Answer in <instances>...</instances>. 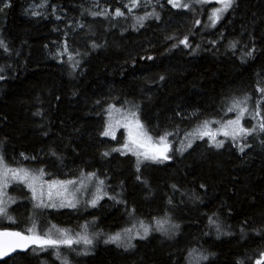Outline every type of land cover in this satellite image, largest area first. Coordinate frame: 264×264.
Here are the masks:
<instances>
[{
    "label": "trees",
    "instance_id": "1",
    "mask_svg": "<svg viewBox=\"0 0 264 264\" xmlns=\"http://www.w3.org/2000/svg\"><path fill=\"white\" fill-rule=\"evenodd\" d=\"M152 1L161 19H149L139 30L133 29L132 16L104 19L81 15L85 9L106 7L110 11L120 7L127 14L123 5L128 0H99V7L94 6V0H47L48 6L38 10L41 16L31 12L44 0H10L11 8L0 13V38L11 49V54L0 50V67L11 65L5 72L7 79L0 81V142L7 162L12 167L44 168L51 173L47 175L50 179H74L81 170L95 171L102 178L107 174L106 192L125 202L118 204L107 198L89 210L44 209L46 219L75 231L96 220V229L105 235L98 239L93 254L83 255L82 248L76 246L75 250L61 247L58 259L55 250L34 247L0 264H61L63 257L69 258V264H201V252L213 254L202 264L264 261V236L253 231L264 230V148L257 140L249 138L254 147L244 156L227 145L217 152L197 141L183 156L177 154L164 164L141 165L139 173L131 155H101L119 147L122 134L116 140L100 135L106 114H98L101 106L97 100L104 102V107L113 97L137 103L142 122L154 132L174 131L178 125L179 141L197 123L182 116L199 111L200 119L219 118L226 98L248 94L255 101L261 95L256 89L264 87V0H239V8L215 29L202 27L207 11L193 15L172 8L167 0L159 2L163 8ZM4 2L7 0H0V7ZM52 5L57 7L60 20L51 14ZM145 11H152V7L134 9L132 15ZM196 18L202 26L190 36V42L200 45L197 54L192 55L182 45L172 48L189 34ZM78 22L85 28L71 32L68 52L53 58L61 50L64 32L69 31L66 25ZM170 36L177 40L166 39ZM234 39L240 41L235 55L227 47ZM210 41H218L215 48ZM93 42L103 47L93 50ZM244 45L256 51L242 63ZM69 55L80 61L75 69ZM147 56L154 59L147 60ZM162 74L164 82L159 81ZM38 109L43 117L33 115ZM51 150L62 160L53 157ZM22 152L37 159L23 160ZM201 183L207 185V191L200 189ZM172 185L180 190L174 191ZM18 187L20 200L11 212L19 221H1L0 230L24 231L30 226L29 217L38 220L40 211H33L29 190ZM193 192L202 202L190 198ZM133 208L135 215L129 216ZM165 212L180 226L172 238L153 233L146 240L134 239L136 247L127 252L103 243L108 234L132 227L138 220L147 223ZM214 212L223 231L232 235L217 238L208 219ZM244 221L246 233L242 236Z\"/></svg>",
    "mask_w": 264,
    "mask_h": 264
},
{
    "label": "snow or ice",
    "instance_id": "2",
    "mask_svg": "<svg viewBox=\"0 0 264 264\" xmlns=\"http://www.w3.org/2000/svg\"><path fill=\"white\" fill-rule=\"evenodd\" d=\"M159 4V0H157ZM167 4L171 5L174 9H183L196 15H204L206 6L213 5L207 14V21L201 25V19L196 18L189 30V34L184 35L182 39H178L176 43L172 45V48H178L181 45L190 49L192 55H196L200 49V45L190 42V36L194 35L196 30L201 26L204 29H215L218 24L225 20V18L234 13L239 8V0H167ZM10 0L3 3V7H0V13H4L5 9L11 8ZM48 6L47 0H44L39 7ZM94 6L99 7V0H94ZM152 7V11H145L143 15H132L134 9ZM51 14L55 16L56 20H60L61 16L56 15L57 7L52 5ZM127 9V14L122 11L120 7H116L114 11H110L109 8H103L100 11H92L91 9H85L81 15H90L93 18L102 16L104 19H116L132 16L135 21L133 25L134 30L145 27V21L152 19L159 21L161 19L160 14L156 11V5L152 4V0H128V3L123 5ZM159 7L163 8V4H159ZM31 15L41 16L42 13L32 11ZM46 18V17H45ZM69 31L64 32V41L61 44V50L53 56H63L68 52L69 44L68 38L71 32L76 29H84V23H76L75 26L69 24L66 25ZM221 39L224 38V33H220ZM166 39L177 40L175 36L166 37ZM55 43V42H54ZM213 48H215L218 41L209 42ZM239 40H232L228 43V50L235 55ZM47 47V45H45ZM103 47V45L93 42L91 48L93 50ZM0 50H3L6 54H11V49L8 43L0 38ZM171 51V49H170ZM255 47H249L244 45V50L240 56L242 63H245L248 59L253 58L255 53ZM87 53H85L86 55ZM76 55L80 53L77 50ZM143 58V57H142ZM147 60H153L154 57L147 56ZM68 61L70 66L75 69L79 66L80 61L76 60L74 56L69 55ZM63 62V61H61ZM7 68H11V65L6 67H0V81L6 80L7 76L5 72ZM166 80L165 75L159 76V81L164 82ZM261 95L255 99L252 110L249 109V103L253 100V97L245 94L242 97L231 96L225 99L221 103L218 111L219 118H204L200 119L201 113L194 111L189 116H182L183 119H195L197 120L196 126L191 131L184 132V139L177 141L176 139L170 140L169 137H176L179 135V126H176L174 131H168L165 129L162 133L154 132L148 128L141 119L140 105L129 101L127 99L121 100L119 97H113L110 102L107 103V107H104V102L97 100L96 104L101 106V113L107 114V119L104 121L103 130L100 135L103 137H109L112 140H116V133L120 128L126 130V137L123 138V143L119 147H112L109 151L103 152V157H108L112 152H118L120 155H131L136 158V171H141V165L144 164H164L170 162L178 154L183 156L188 149H192L193 145L197 141H204L209 149L220 151L224 149L226 145L229 148L235 149L241 156L247 155L248 149H252L254 145L250 142L249 138L257 140L259 146L264 148V87L256 89ZM75 94V93H74ZM59 99V97H57ZM119 104V107H117ZM228 113H234V118H226ZM34 116L43 117V113L38 109L33 113ZM247 125L244 123L246 120ZM251 121H255L252 123ZM158 127V126H157ZM47 135V133H44ZM222 137V138H221ZM178 144V147L174 145ZM3 142H0V219H5L9 223H16V219L9 214V207L11 204L16 203V200L7 194V189L11 184L23 185L31 193L30 201L32 203L33 211L44 209H62L67 208L76 210L81 203V195H91L90 199H85L84 203L93 208L97 207L99 200L103 199L107 195V174L103 175L95 171L85 172L81 170L79 175L75 179H47L46 175L51 176V173H47L44 168H28V167H12L7 162V159L3 153ZM51 155L57 159L62 160V157L57 154L55 150H51ZM23 160H36L35 156L25 155L20 153ZM137 180H140V176H137ZM146 184L147 182L144 181ZM174 191L180 189L176 185H172ZM200 189L207 191V185L201 183ZM181 195H187L181 193ZM109 199L115 203H125L122 200H117L116 196H108ZM197 201H201V197L193 192L190 197ZM169 204L172 203L169 198ZM136 210L133 208L128 212L129 216H134ZM231 214V210H229ZM214 217H217V213H212L208 217L209 225L213 227L217 233V238L221 235L230 236L233 233L229 231H223V226L217 222ZM30 226L25 231H10L0 230V260L4 257H9L13 253H27L32 246H36L41 250H47L49 248L57 252V258L60 259L59 249L65 247L69 250H75L74 245H83V255L93 254L97 240L104 236L102 232L88 234V224L82 227V232L72 233L67 229H59L56 226H51L48 231L41 234L38 231V224L36 219L29 217ZM247 221H244L240 227L241 235L246 233ZM178 224H174L171 221V217L165 212L162 217H153L151 221L145 222L138 220L132 225V227H124L120 231L108 234L103 240L104 244H113L117 248H122L124 251L134 249L136 245L132 243L134 239L146 240L153 233H160L163 236L172 238L177 234L179 229ZM135 229V232H134ZM255 235L264 236V230H253ZM27 233V234H26ZM195 251V250H193ZM192 253L190 252L189 255ZM212 253L205 255L200 253L198 260L201 262L209 261ZM264 256V253H262ZM61 264H69L67 258L61 260ZM236 264H245L244 260H237ZM257 264H264V261L258 260Z\"/></svg>",
    "mask_w": 264,
    "mask_h": 264
},
{
    "label": "rangeland",
    "instance_id": "3",
    "mask_svg": "<svg viewBox=\"0 0 264 264\" xmlns=\"http://www.w3.org/2000/svg\"><path fill=\"white\" fill-rule=\"evenodd\" d=\"M161 0H159V2H160ZM153 2V1H152ZM155 2H157V0H155ZM213 5H208V6H206V8H205V11L204 12H206L207 11V14H208V12L210 11V9H211V7H212ZM34 8H35V11H37L38 12V10L40 9V7L39 6H34ZM254 102L255 101H250V103H249V109H250V111L252 110V108H253V106H254ZM118 107V106H117ZM234 113H232L231 115H229L228 114V116L226 117V118H234ZM106 119H107V114H106ZM252 123H255V121H251ZM244 123L247 125V123H248V120H247V115H246V120L244 121ZM120 134H122V143H123V138L124 137H126V135H127V133H126V130L124 129V128H120L118 131H117V133H116V136H118V135H120ZM183 137V138H182ZM109 138V137H108ZM178 138V137H177ZM176 137H174V138H172V137H169V139L170 140H172V139H176V140H178ZM180 138H182L181 140H183L184 139V135H182ZM222 138V137H221ZM111 139V138H110ZM121 143V144H122ZM179 146V145H178ZM52 179H56V178H53V177H51ZM44 179L45 180H47V179H50V177H47V175L44 177ZM75 179V178H74ZM19 185H17V184H11L9 187H8V189H7V194H8V196H10V197H12V198H14L15 200H16V203H17V200L19 201L20 200V195H19V193H18V191L20 190L19 189V187H18ZM27 189V188H26ZM30 195H31V193H30ZM108 196H110L109 195V193L107 192V195H105L104 196V198L103 199H101V200H99V202L101 203L104 199H107L108 198ZM91 198V195L89 194V195H81V197H80V199H81V203L78 205V207H80V208H84V209H93V207H91V206H88L87 204H85L84 203V200L85 199H90ZM98 202V203H99ZM16 203H14V204H16ZM14 204H11V206L9 207V209H8V211H9V214L10 215H12L15 219H16V221H19V218H17V217H15V215L11 212V208H12V206H14ZM63 209H67V208H62V209H45V210H55V211H59V210H63ZM40 212H38L37 214H36V216H37V218H38V220H37V222H38V231L39 230H41V229H43V230H46V231H48V229L49 228H51V226H56V228H59V229H67V230H70L73 234L74 233H76V232H82L83 231V229H81V230H77V231H75L74 229H72L71 227H64V226H60L59 224H57V223H54L53 221H51V220H49V219H46L44 216V214H43V212H44V210H39ZM43 219V220H42ZM1 221H6V222H8L7 220H5V219H0V222ZM21 221V220H20ZM89 223H92V224H89V227H88V234L89 235H92L93 233H97V232H99L97 229H96V220H91V222H89ZM135 223V222H134ZM30 225V224H29ZM29 226H27L26 227V229L28 228ZM25 229V230H26ZM24 230V231H25ZM45 231V232H46ZM134 232H135V229H134ZM27 234V233H26ZM41 234H42V232H41ZM136 240V239H135ZM135 240H133V242L135 241ZM98 241V240H97ZM132 242V243H133ZM96 244H97V242H96ZM74 246H76V247H78V248H82V252H83V245H74ZM73 246V247H74ZM96 246V245H95ZM34 247H36V246H32L31 248H34ZM95 249V248H94ZM94 249H93V251H94ZM59 251H61V250H59ZM59 255L60 256H62L61 255V253H59ZM65 257H63L62 259H64ZM69 258H67V260H68ZM69 261V260H68Z\"/></svg>",
    "mask_w": 264,
    "mask_h": 264
},
{
    "label": "water",
    "instance_id": "4",
    "mask_svg": "<svg viewBox=\"0 0 264 264\" xmlns=\"http://www.w3.org/2000/svg\"><path fill=\"white\" fill-rule=\"evenodd\" d=\"M3 230H5V229H3ZM6 230H10V229H6ZM10 231H13V230H10ZM15 254H16V253L10 254V256H13V255H15ZM10 256H9V257H10ZM5 258H7V257H4L3 259H5ZM3 259H2V260H3ZM0 261H1V260H0Z\"/></svg>",
    "mask_w": 264,
    "mask_h": 264
}]
</instances>
